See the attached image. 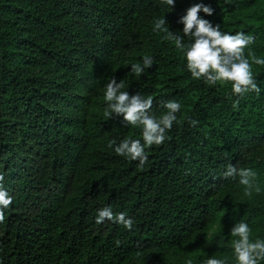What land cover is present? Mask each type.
<instances>
[{"label": "trees", "instance_id": "1", "mask_svg": "<svg viewBox=\"0 0 264 264\" xmlns=\"http://www.w3.org/2000/svg\"><path fill=\"white\" fill-rule=\"evenodd\" d=\"M197 3L214 10L199 13L213 27L255 38L245 56L259 93L192 78L184 53L153 31L164 17L183 36ZM145 55L153 65L136 75ZM253 56L264 59V0H0V183L12 197L0 264H238L236 223L264 241V65ZM112 79L151 97L157 118L166 102L181 105L143 166L115 152L143 138L106 115ZM228 166L256 173L250 195ZM106 207L133 228L97 224Z\"/></svg>", "mask_w": 264, "mask_h": 264}, {"label": "clouds", "instance_id": "2", "mask_svg": "<svg viewBox=\"0 0 264 264\" xmlns=\"http://www.w3.org/2000/svg\"><path fill=\"white\" fill-rule=\"evenodd\" d=\"M168 6L174 5V0H162ZM206 15H213L214 10L210 6L197 3L189 7L179 23L183 24V36L173 34L169 31L166 20L163 18L155 21L153 31L165 33V39L174 43L175 47L184 53L187 70L192 78L203 79L206 84L215 86L217 83H231L232 95L243 97L250 91L259 93L260 89L256 84L252 71V64L245 56V49L254 43L255 38L244 32L228 34L222 32L219 26L212 24L199 16L200 12ZM185 37L189 43H185ZM252 62L257 65H264V59L252 57ZM153 65V59L147 55L143 57V67L140 64H133L131 71L136 75H142L146 68ZM124 87L122 82L117 83L112 79L106 86L105 100L108 102V117L113 113L123 115L126 124L142 127L143 143L139 139H124L115 147L117 155L129 158L132 161H139L143 166L147 162L146 148L153 145L160 146L166 140V132L173 127L177 121V113L181 105L176 101H168L163 107L166 113L157 118L150 112L153 100L151 97L145 99L140 94L130 95L127 91H121ZM238 103V101H237ZM190 123L195 126L197 121ZM111 147V145H110ZM226 178L239 177V183L245 186L246 192L250 195L254 187L256 173L252 169H237L228 166L224 173ZM4 180L0 174V182ZM256 191L259 188L256 187ZM12 204V197L0 183V223L4 222L5 214L3 209ZM114 221L122 224L126 229L133 228V220L126 218L124 213L114 215L110 207L99 210L96 223ZM251 229L243 221L236 223L231 229V234L238 237L234 241V252L238 264H258L264 259V241L250 239ZM206 264H224L219 259H208Z\"/></svg>", "mask_w": 264, "mask_h": 264}]
</instances>
